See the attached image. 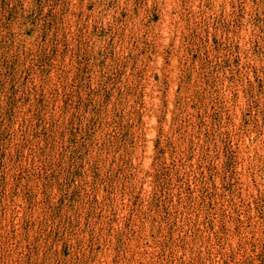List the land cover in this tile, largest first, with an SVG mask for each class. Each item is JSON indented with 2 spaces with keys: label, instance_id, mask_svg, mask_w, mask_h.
Segmentation results:
<instances>
[{
  "label": "rangeland",
  "instance_id": "obj_1",
  "mask_svg": "<svg viewBox=\"0 0 264 264\" xmlns=\"http://www.w3.org/2000/svg\"><path fill=\"white\" fill-rule=\"evenodd\" d=\"M0 264H264V0H0Z\"/></svg>",
  "mask_w": 264,
  "mask_h": 264
}]
</instances>
